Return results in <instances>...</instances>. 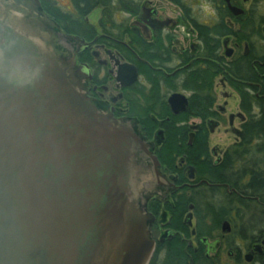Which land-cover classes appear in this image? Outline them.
Masks as SVG:
<instances>
[{"label":"flooded vegetation","instance_id":"flooded-vegetation-1","mask_svg":"<svg viewBox=\"0 0 264 264\" xmlns=\"http://www.w3.org/2000/svg\"><path fill=\"white\" fill-rule=\"evenodd\" d=\"M39 1L93 104L159 160L149 264H264V0Z\"/></svg>","mask_w":264,"mask_h":264},{"label":"water","instance_id":"water-1","mask_svg":"<svg viewBox=\"0 0 264 264\" xmlns=\"http://www.w3.org/2000/svg\"><path fill=\"white\" fill-rule=\"evenodd\" d=\"M57 29L39 0H0V264H149L159 160L93 104Z\"/></svg>","mask_w":264,"mask_h":264},{"label":"trees","instance_id":"trees-1","mask_svg":"<svg viewBox=\"0 0 264 264\" xmlns=\"http://www.w3.org/2000/svg\"><path fill=\"white\" fill-rule=\"evenodd\" d=\"M65 28H67V27H65ZM71 31V30H70ZM195 106V109H193V112H197V113H200V112H204V113H206V108H205V106H203V107H201V106H199L198 104H195L194 105ZM207 107V106H206ZM173 138V137H172ZM173 140V139H172ZM171 141V140H170ZM174 144V143H173ZM204 149V144H203V142L201 141V142H198L197 143V149H196V155H200V154H202V152L204 151L203 150ZM219 170H222V168H219L218 169V171ZM213 171H215V170H213ZM258 189V191L256 190L255 192L256 193H260L261 195H262V198L260 199V200H262V203H264V186L263 185H261V187H259V188H257ZM261 216H262V219L264 220V209H263V212L261 213ZM263 222V221H262ZM262 224V227L264 228V224L263 223H261Z\"/></svg>","mask_w":264,"mask_h":264},{"label":"rangeland","instance_id":"rangeland-1","mask_svg":"<svg viewBox=\"0 0 264 264\" xmlns=\"http://www.w3.org/2000/svg\"><path fill=\"white\" fill-rule=\"evenodd\" d=\"M231 142V138L229 135H225L223 130L216 131V133L210 138V146L211 147H217V148H223L225 145L229 144ZM261 223L264 224V220L262 219V216L260 217ZM263 221V222H262Z\"/></svg>","mask_w":264,"mask_h":264}]
</instances>
